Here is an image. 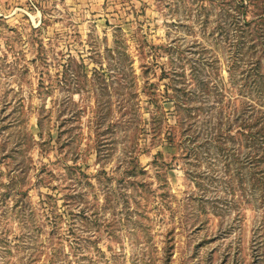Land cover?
Segmentation results:
<instances>
[{"label": "rangeland", "instance_id": "rangeland-1", "mask_svg": "<svg viewBox=\"0 0 264 264\" xmlns=\"http://www.w3.org/2000/svg\"><path fill=\"white\" fill-rule=\"evenodd\" d=\"M263 16L0 0V264H264Z\"/></svg>", "mask_w": 264, "mask_h": 264}, {"label": "trees", "instance_id": "trees-1", "mask_svg": "<svg viewBox=\"0 0 264 264\" xmlns=\"http://www.w3.org/2000/svg\"><path fill=\"white\" fill-rule=\"evenodd\" d=\"M252 3H254L255 4V2L257 1V0H250ZM248 5H243V7H245V9H247L248 7H247ZM257 21V20H256ZM260 21H263V23H264V16L262 17V19L260 20ZM259 21V22H260ZM249 24H251V23H249ZM251 26V25H250ZM252 28V34H253V36H254V38L255 39H258L259 38V36H260V32H259V29H260V27H262V28H264V26L263 25H261V23H256V24H254L253 26H251ZM263 33H264V29H263ZM264 42V41H263ZM261 55L263 56V58H264V44L262 45V47H261ZM261 56H259V58H258V62L260 63V66H262L263 65V63L261 62ZM263 84H264V75H263ZM154 132H156L155 131V127H154ZM248 133L249 134H251L252 136H257L258 138L259 137H262V138H264V125L261 127V128H259V129H256L255 131H250V130H248Z\"/></svg>", "mask_w": 264, "mask_h": 264}]
</instances>
